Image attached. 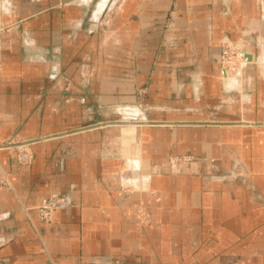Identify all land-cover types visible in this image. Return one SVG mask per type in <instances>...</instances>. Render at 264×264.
<instances>
[{
  "label": "crops",
  "instance_id": "1",
  "mask_svg": "<svg viewBox=\"0 0 264 264\" xmlns=\"http://www.w3.org/2000/svg\"><path fill=\"white\" fill-rule=\"evenodd\" d=\"M263 52L264 0H0V264H264Z\"/></svg>",
  "mask_w": 264,
  "mask_h": 264
},
{
  "label": "rangeland",
  "instance_id": "2",
  "mask_svg": "<svg viewBox=\"0 0 264 264\" xmlns=\"http://www.w3.org/2000/svg\"><path fill=\"white\" fill-rule=\"evenodd\" d=\"M240 48L243 49V52L245 54L243 60L240 61L238 68H237L238 64L235 63V65L232 67V69H229L228 70L229 72L226 71V73L234 75L235 73H237V70L239 68L244 67V64L246 62L253 61V56L250 52H248L244 49V47L242 46V44L240 42H236V41H232V40H223L220 43L219 53H218V62L220 64V67L222 68V70H223V66L225 64L230 65L231 59L236 56V53L239 51ZM247 54L249 55V58L246 57ZM241 71H242V69H241ZM226 73L224 72V74H226ZM240 74H241V72H240ZM240 74H238V76H236L237 79L240 76ZM114 119L115 118H110L107 121H115ZM109 123H112V122H109ZM20 141H21L20 137H13L10 140L0 142V148L10 147V146L17 147L16 150L18 152V154H17L18 161L21 163L27 164V163L31 162L32 154H30L29 151H27V149H23V147H18V146H20ZM178 160L179 159L174 158V159H171V162H174V161L176 162ZM0 189L14 190L13 183H12L8 173L5 170H3L1 167H0ZM125 190H127L126 187L123 188V191H125ZM54 199L57 200V205L51 209L49 214L43 215V214L39 213V207L40 206H42L43 204L49 205V203ZM64 200H65V197L60 195L59 193H56V192H51V193L47 194L46 196H43L40 199V201L36 204V206H34L38 220L43 222V223H48L52 218L53 211L55 210V208L58 205H60L61 203H63ZM22 208H24L25 213H26V207L22 206ZM137 212L139 213L142 221L146 222L148 220L146 215L144 214V212L142 211V209L140 207H137Z\"/></svg>",
  "mask_w": 264,
  "mask_h": 264
},
{
  "label": "built area",
  "instance_id": "3",
  "mask_svg": "<svg viewBox=\"0 0 264 264\" xmlns=\"http://www.w3.org/2000/svg\"><path fill=\"white\" fill-rule=\"evenodd\" d=\"M244 52L243 49H239V51L236 53V56L234 58L231 59L230 61V65L229 64H225L223 66V70L229 72V69H232V67L235 65V63H237V68L239 66V63L241 61V59L244 57ZM236 68V69H237ZM235 69V70H236ZM57 205V200H52L49 205H45L43 204L42 206L39 207V213L46 215L49 214V212L51 211L52 208H54ZM50 208V209H49Z\"/></svg>",
  "mask_w": 264,
  "mask_h": 264
},
{
  "label": "bare ground",
  "instance_id": "4",
  "mask_svg": "<svg viewBox=\"0 0 264 264\" xmlns=\"http://www.w3.org/2000/svg\"><path fill=\"white\" fill-rule=\"evenodd\" d=\"M263 54H264V52H263ZM244 58V57H243ZM243 58L241 59V60H243ZM249 58V57H248ZM247 63V62H246ZM245 63V64H246ZM244 64V65H245ZM243 66V65H242ZM240 70H241V68H239L238 70H237V73H235L234 75L233 74H229V73H226V71H224L226 74L225 75H228V77H235V76H237L238 74H239V72H240Z\"/></svg>",
  "mask_w": 264,
  "mask_h": 264
},
{
  "label": "water",
  "instance_id": "5",
  "mask_svg": "<svg viewBox=\"0 0 264 264\" xmlns=\"http://www.w3.org/2000/svg\"><path fill=\"white\" fill-rule=\"evenodd\" d=\"M246 57H249V55L247 54Z\"/></svg>",
  "mask_w": 264,
  "mask_h": 264
}]
</instances>
